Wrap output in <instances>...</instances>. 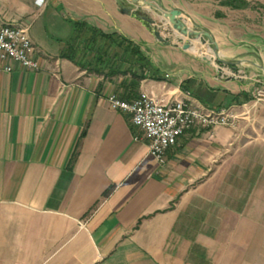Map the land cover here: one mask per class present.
I'll return each instance as SVG.
<instances>
[{"label":"crops","instance_id":"obj_1","mask_svg":"<svg viewBox=\"0 0 264 264\" xmlns=\"http://www.w3.org/2000/svg\"><path fill=\"white\" fill-rule=\"evenodd\" d=\"M138 1L0 0L39 68L0 70V264H264V0H241L262 18L233 25L241 43L192 9ZM139 11L160 30L159 12L178 11L218 57L182 50L174 32L160 44ZM141 93L237 119L188 130L161 166L107 101Z\"/></svg>","mask_w":264,"mask_h":264},{"label":"built area","instance_id":"obj_2","mask_svg":"<svg viewBox=\"0 0 264 264\" xmlns=\"http://www.w3.org/2000/svg\"><path fill=\"white\" fill-rule=\"evenodd\" d=\"M45 3L46 0H35L37 7H43ZM34 50L27 29L0 23L1 71L10 73L14 65L37 71L39 68L33 59ZM253 100L263 101L264 89L256 90ZM107 101L112 110L130 116L133 126L140 129L147 140L149 154L161 166L166 163L168 149L175 146L178 138L188 130L195 127H234L237 119L227 109H206L183 99L164 101L146 93H141L137 99L129 102L112 94Z\"/></svg>","mask_w":264,"mask_h":264},{"label":"rangeland","instance_id":"obj_3","mask_svg":"<svg viewBox=\"0 0 264 264\" xmlns=\"http://www.w3.org/2000/svg\"><path fill=\"white\" fill-rule=\"evenodd\" d=\"M249 3H245L241 0H163V6L165 9H192L194 11V14L198 15L199 17H202V22L206 26H212L210 22L216 21V23L220 24V27H214L215 32L218 33L219 30L224 31L229 34L232 37L233 40H235L238 43H241V41H245L246 38H244V34H247V38L249 36L247 30H243L241 25H235L234 24H240L242 22H250L252 24L258 25L262 21V18L252 14L251 18L250 15H248V11L254 12L258 9H248ZM127 8H132L133 6L131 4L126 5ZM143 8L139 9H149L146 8V6H142ZM139 16L150 18V13H145L139 11L136 13ZM249 19H248V18ZM165 20L162 25V27L166 28L162 31L163 36L166 38L169 33V37L166 39L169 42L173 37L174 32L177 36L182 38V42H178L176 45L180 46L182 50H185L186 52L193 54L200 58H205L208 56H214L213 48L211 45L207 43V39L204 37L202 40H196L191 39L188 36H184L180 34L177 30L173 29V26L169 20V18L162 17V20ZM207 20V21H206ZM206 21V22H205ZM185 23V22H184ZM186 24V23H185ZM160 25V24H159ZM187 25V24H186ZM169 27V29H168ZM188 27V25H187ZM230 27V29H229ZM171 28V29H170ZM171 30V31H170ZM220 39L223 38L222 36L219 37ZM244 38V40H243ZM191 41V43H190Z\"/></svg>","mask_w":264,"mask_h":264},{"label":"water","instance_id":"obj_4","mask_svg":"<svg viewBox=\"0 0 264 264\" xmlns=\"http://www.w3.org/2000/svg\"><path fill=\"white\" fill-rule=\"evenodd\" d=\"M136 5L140 3L138 0H132ZM152 6V5H151ZM130 12V11H129ZM161 16L169 18L173 29L177 30L180 34L188 36L196 40H202L204 37L207 39L208 43L213 45V52L215 56L218 57V47L214 38L209 32L201 31L197 29H191L179 19L180 13L178 11H160ZM134 17L155 37V39L163 45H170V42L163 36L162 32L156 27V21L152 18L142 17L139 15H134ZM220 63L229 64L228 62H223L219 60Z\"/></svg>","mask_w":264,"mask_h":264},{"label":"trees","instance_id":"obj_5","mask_svg":"<svg viewBox=\"0 0 264 264\" xmlns=\"http://www.w3.org/2000/svg\"><path fill=\"white\" fill-rule=\"evenodd\" d=\"M139 57H141L142 58V55L140 54V52H139V50L137 51V53H136Z\"/></svg>","mask_w":264,"mask_h":264}]
</instances>
